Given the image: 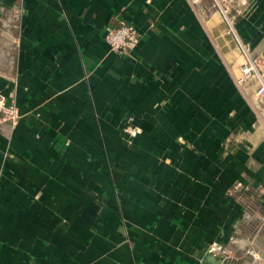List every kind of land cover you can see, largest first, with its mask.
<instances>
[{
  "label": "crops",
  "instance_id": "obj_1",
  "mask_svg": "<svg viewBox=\"0 0 264 264\" xmlns=\"http://www.w3.org/2000/svg\"><path fill=\"white\" fill-rule=\"evenodd\" d=\"M123 19L142 34L129 54L106 40ZM240 41L264 77V0H0V93L19 114L0 125V264L264 260L248 224L264 118Z\"/></svg>",
  "mask_w": 264,
  "mask_h": 264
},
{
  "label": "built area",
  "instance_id": "obj_2",
  "mask_svg": "<svg viewBox=\"0 0 264 264\" xmlns=\"http://www.w3.org/2000/svg\"><path fill=\"white\" fill-rule=\"evenodd\" d=\"M222 12L230 27L232 28V21L230 20L227 11L225 9H222ZM141 36L142 34L136 28V26L131 22L126 21L125 19L119 20V24L117 26H108L106 30V40L109 43L110 47L115 51L125 54H129L137 46ZM240 44L249 61L250 66L245 64L243 70L245 74H248L250 73V70L255 67L256 60L243 47L241 41ZM258 79L261 83L259 94L264 95V77L260 73H258ZM258 106L259 105H257V107ZM260 116L264 118V109L260 111ZM18 117V109L15 103H9L7 101V98L0 93V125L3 123L14 124ZM209 251L227 254L225 248H223L221 245L216 244L213 245ZM247 252L252 257V264H264L262 256L256 251L254 247L248 249ZM222 262H224V260H222Z\"/></svg>",
  "mask_w": 264,
  "mask_h": 264
},
{
  "label": "rangeland",
  "instance_id": "obj_3",
  "mask_svg": "<svg viewBox=\"0 0 264 264\" xmlns=\"http://www.w3.org/2000/svg\"><path fill=\"white\" fill-rule=\"evenodd\" d=\"M240 51L242 53V56L239 55V59L237 60L235 58V61L233 62L235 63V69L237 71L236 78H237L240 88L247 95V97L251 100L252 104H254V106L256 107L260 115V111L264 109V95L259 94V88L261 87V83L259 82V79H258V73L262 74V72L259 70L257 59L251 55L253 58H255L256 65L253 69L250 70V73L245 74L243 70H244L245 64L249 65V61L245 53L243 52V49L241 48V46H240ZM257 105L259 106L257 107ZM257 209L258 208L256 207V205L255 206L251 205L250 207L251 215H250V221L248 224L250 227H255L256 232L254 233H256L257 235L259 234L262 235L264 234V217H262L263 215H260V217L258 218L254 214V211H257ZM259 211L261 212V209ZM251 224H254V226H252Z\"/></svg>",
  "mask_w": 264,
  "mask_h": 264
},
{
  "label": "water",
  "instance_id": "obj_4",
  "mask_svg": "<svg viewBox=\"0 0 264 264\" xmlns=\"http://www.w3.org/2000/svg\"><path fill=\"white\" fill-rule=\"evenodd\" d=\"M211 260V259H210ZM202 264H221V261L220 260H216V261H214L213 263H211V262H208V260L206 259V260H204L203 262H202Z\"/></svg>",
  "mask_w": 264,
  "mask_h": 264
}]
</instances>
